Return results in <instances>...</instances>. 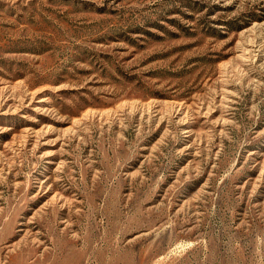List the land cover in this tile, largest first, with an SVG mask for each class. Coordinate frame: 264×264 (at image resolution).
I'll use <instances>...</instances> for the list:
<instances>
[{
	"label": "rangeland",
	"instance_id": "rangeland-1",
	"mask_svg": "<svg viewBox=\"0 0 264 264\" xmlns=\"http://www.w3.org/2000/svg\"><path fill=\"white\" fill-rule=\"evenodd\" d=\"M0 264H264V0H0Z\"/></svg>",
	"mask_w": 264,
	"mask_h": 264
}]
</instances>
